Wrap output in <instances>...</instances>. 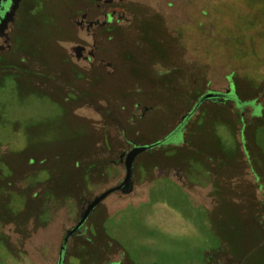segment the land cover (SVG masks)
Wrapping results in <instances>:
<instances>
[{
    "label": "flooded vegetation",
    "instance_id": "obj_1",
    "mask_svg": "<svg viewBox=\"0 0 264 264\" xmlns=\"http://www.w3.org/2000/svg\"><path fill=\"white\" fill-rule=\"evenodd\" d=\"M37 1L0 0V194L8 193L0 203V264H59L67 232L110 189L70 236L62 264H76L72 250L98 244L93 217L101 207L109 213L106 232L123 248L105 264H228L210 219L216 158L191 183L182 166L157 154L205 132L221 134L224 144L223 132H233L227 151L208 144L232 161L234 180L248 184L244 199L264 201L257 133L264 132V0H75L45 18L33 51L27 40ZM242 39L250 55L241 53ZM206 109L216 116L210 128ZM142 132L165 133L148 140ZM137 145L150 147L136 157L126 189L127 153ZM60 163L73 174L66 182L52 178ZM211 203L204 214L202 204ZM162 204L187 221L184 233L156 224ZM127 214L142 223L112 224ZM59 231L62 237L51 235Z\"/></svg>",
    "mask_w": 264,
    "mask_h": 264
},
{
    "label": "rangeland",
    "instance_id": "obj_2",
    "mask_svg": "<svg viewBox=\"0 0 264 264\" xmlns=\"http://www.w3.org/2000/svg\"><path fill=\"white\" fill-rule=\"evenodd\" d=\"M75 0H38L37 2V11L34 13V18L36 20H32L33 25L28 28V50L35 49L36 43L38 41H42L45 27L44 24L45 18L50 16L52 13H59L60 11L65 10L69 7ZM242 2H248L252 0H241ZM255 1V0H253ZM244 11H251L253 9H242V13ZM242 28H247L243 26ZM258 32H260L259 37L264 39V27L258 28ZM250 42L246 40H241L240 48L241 53L249 54ZM257 48H259L257 46ZM34 51V50H33ZM35 54V53H34ZM245 58V57H244ZM251 58V57H250ZM258 60V58H256ZM246 62H244L245 64ZM258 71L264 75V67H258ZM245 71H242L244 73ZM246 73V72H245ZM243 75V74H242ZM241 85L244 90L249 89L248 83L245 81L244 78L241 80ZM248 91V90H247ZM220 111V109H218ZM223 113V110H221ZM227 115V112H224ZM206 115V122L204 123L207 128H210V124L214 123L215 115L210 114L209 109L205 110ZM212 129H209L211 131ZM130 134H134L135 132H129ZM165 132H142L141 138L154 140L159 138ZM225 134L224 144L221 140L222 136L219 135L217 132H205V136H196L194 137L195 142L191 144L190 142L182 143L181 147H170L164 150H161L157 154V160L160 158H164L163 160H170L178 165L182 166L183 170L187 172L188 177L190 178L191 183H196L197 180H193V178L197 176H203L206 174V167L208 160L210 159L209 156L212 154L216 158L213 160L216 163L217 167H215V173L217 176L220 177L219 185H214V192L217 193L218 204L215 208V211L212 213V220L214 226L218 229L219 238L226 243V259L228 264H264V201H259L257 197H251L244 199L246 184L243 180L239 182V180H234V173H233V164H230L229 157L223 160L222 152H216L211 149V146L208 144L210 141L213 143H218L221 145H225V151H227V147L231 146L233 132H223ZM259 135L258 143L263 147L262 151L264 150V132H257ZM34 140L37 142H44L45 136L40 133L33 132ZM66 146L69 144L73 145V136L68 137L65 140ZM193 146V147H192ZM199 147H202L206 151L204 152L198 151ZM194 152V153H193ZM200 154L202 155L201 157ZM224 154V153H223ZM233 151L230 150V156L232 157ZM166 156V158H165ZM220 156V157H219ZM142 162L148 161V154L142 155L139 158ZM210 161V160H209ZM65 167V168H64ZM66 163H60L56 166L54 170V174L52 178L57 181L72 178L73 174L69 173V170ZM217 168V169H216ZM220 170V171H219ZM238 176V173L236 174ZM242 175V174H241ZM201 185L206 187L205 183ZM260 191L264 190V185L261 184L259 186ZM8 193L0 194V203L3 205L5 204V199H7ZM28 194V190H27ZM13 196V194H11ZM264 197V193L262 195ZM4 198V199H3ZM10 198V192H9ZM13 202L18 206V202ZM13 203V204H14ZM203 212L204 214H209L215 205L212 203L207 205H203ZM129 211V210H127ZM125 211V212H127ZM29 212V206H28ZM27 213V212H26ZM127 214L123 221L119 223L117 217L112 218V224L114 225H121V224H131V225H139L142 223L140 217L135 220V223H132L130 217ZM136 216V214H134ZM21 219H25V213L23 212L21 215ZM19 216V217H20ZM109 213L104 207H101L93 217L94 225L96 228L94 229L93 236L96 239L98 244L90 245L85 244L82 245L79 249L76 250L75 256L73 255L74 250H72V255L68 257L70 262H76V264H105L108 260L117 259L118 255L122 251V246L113 239L109 233L106 232V223L109 220ZM156 224L161 226L162 228L172 232L174 234L184 233L186 230V223L185 219L178 216L176 212L170 209L166 204H162L157 207L156 209V216L154 218ZM118 225V226H119ZM128 226V225H127ZM131 233H136L134 229H130ZM54 238L62 237L63 233L54 232L51 234ZM110 238V240H109ZM127 238L133 241L135 238H130L127 235ZM108 241H112V245L109 244ZM139 243L144 244V240H139ZM121 243L127 249V241L121 240ZM134 243V242H133ZM100 245V246H99ZM110 248V249H109ZM128 250V249H127ZM129 252V251H128ZM116 264V263H114ZM125 264H134L132 259H128Z\"/></svg>",
    "mask_w": 264,
    "mask_h": 264
},
{
    "label": "water",
    "instance_id": "obj_3",
    "mask_svg": "<svg viewBox=\"0 0 264 264\" xmlns=\"http://www.w3.org/2000/svg\"><path fill=\"white\" fill-rule=\"evenodd\" d=\"M150 146L147 145H137L135 147H133L128 153H127V158H126V168H127V176L126 179L124 181V183L122 184L126 189H130L132 186V173H133V167H134V162L136 157L142 153L143 151H145L147 148H149ZM112 190L114 189H110L108 191H106L105 193H103L102 195L96 197L93 201L90 202L88 209L86 210L85 214L83 215L81 221L72 229H70L66 236H65V240H64V244L61 247V258H60V262L59 264L63 263V253L66 249V245L67 242L70 238V236L75 233L80 226L83 224V222L85 221V219L88 217V215L90 214V212L101 202V200L103 198H105V196L110 193Z\"/></svg>",
    "mask_w": 264,
    "mask_h": 264
},
{
    "label": "trees",
    "instance_id": "obj_4",
    "mask_svg": "<svg viewBox=\"0 0 264 264\" xmlns=\"http://www.w3.org/2000/svg\"><path fill=\"white\" fill-rule=\"evenodd\" d=\"M218 202V200L216 201V203ZM216 246H217V244H216Z\"/></svg>",
    "mask_w": 264,
    "mask_h": 264
}]
</instances>
